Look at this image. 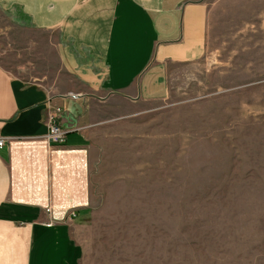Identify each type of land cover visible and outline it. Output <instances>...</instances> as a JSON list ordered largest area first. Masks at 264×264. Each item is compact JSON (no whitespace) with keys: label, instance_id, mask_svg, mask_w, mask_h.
Instances as JSON below:
<instances>
[{"label":"rangeland","instance_id":"1","mask_svg":"<svg viewBox=\"0 0 264 264\" xmlns=\"http://www.w3.org/2000/svg\"><path fill=\"white\" fill-rule=\"evenodd\" d=\"M204 1V58L93 138L78 264H264V0Z\"/></svg>","mask_w":264,"mask_h":264},{"label":"crops","instance_id":"2","mask_svg":"<svg viewBox=\"0 0 264 264\" xmlns=\"http://www.w3.org/2000/svg\"><path fill=\"white\" fill-rule=\"evenodd\" d=\"M207 34L204 0H0V264L79 263L71 227L93 201V138L166 100ZM56 109L59 146L46 140Z\"/></svg>","mask_w":264,"mask_h":264},{"label":"built area","instance_id":"3","mask_svg":"<svg viewBox=\"0 0 264 264\" xmlns=\"http://www.w3.org/2000/svg\"><path fill=\"white\" fill-rule=\"evenodd\" d=\"M61 109H56L52 114L48 116L47 120V135L46 140L53 146H59L64 143L66 132L60 125L59 116L61 115ZM4 146V141L0 140V148ZM75 212L69 213V218H74Z\"/></svg>","mask_w":264,"mask_h":264}]
</instances>
